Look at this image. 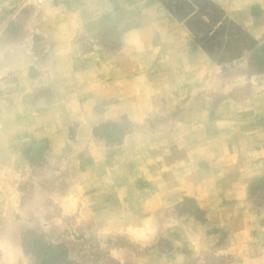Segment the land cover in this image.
I'll use <instances>...</instances> for the list:
<instances>
[{
    "label": "rangeland",
    "instance_id": "obj_1",
    "mask_svg": "<svg viewBox=\"0 0 264 264\" xmlns=\"http://www.w3.org/2000/svg\"><path fill=\"white\" fill-rule=\"evenodd\" d=\"M0 264H264V0H0Z\"/></svg>",
    "mask_w": 264,
    "mask_h": 264
}]
</instances>
